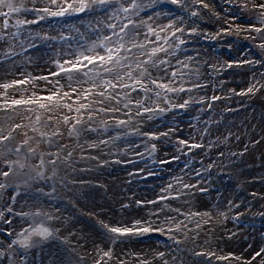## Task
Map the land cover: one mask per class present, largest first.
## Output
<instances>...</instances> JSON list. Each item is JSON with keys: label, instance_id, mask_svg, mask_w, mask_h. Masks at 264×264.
<instances>
[{"label": "bare ground", "instance_id": "bare-ground-1", "mask_svg": "<svg viewBox=\"0 0 264 264\" xmlns=\"http://www.w3.org/2000/svg\"><path fill=\"white\" fill-rule=\"evenodd\" d=\"M181 1L134 0L133 8L129 0L106 6L84 0L89 7L75 11L81 18L64 14L68 19L61 24L67 27L89 13L96 18L116 13L93 40L70 37L71 51L62 59L77 61L79 70L60 69L52 76L51 93L38 102L76 117L68 137L58 135L62 146L47 143L41 151L47 192L32 226L42 225L50 236L14 252L18 262L25 264L34 248L47 245L40 264H264V235L259 255L248 259L243 248L249 227L264 230L261 196L240 201L236 172L173 168L167 118L206 106L213 85L215 92L235 91L229 68L206 63L215 53L211 22L234 5L203 0L211 9L201 6L194 16L181 11ZM80 3L70 5L80 8ZM151 16L162 24L154 39L143 28ZM108 49L111 62L85 59L107 57ZM244 107L239 104V111ZM228 115L237 123L239 112ZM40 139L48 141L49 135L42 132ZM250 178L243 174L242 184L250 186ZM33 191H24V203H40L42 195ZM70 212L87 215L92 223ZM111 227L126 231L112 233Z\"/></svg>", "mask_w": 264, "mask_h": 264}, {"label": "rangeland", "instance_id": "rangeland-1", "mask_svg": "<svg viewBox=\"0 0 264 264\" xmlns=\"http://www.w3.org/2000/svg\"><path fill=\"white\" fill-rule=\"evenodd\" d=\"M72 1L13 0L20 10L0 17V262L4 264H24L14 254L22 249L20 242L28 238L29 243L41 240L39 232L49 231L40 224L32 226L35 213L42 208L36 205L45 202L43 195L47 192L43 188L47 173L41 151L47 143L62 146L58 135L66 139L75 124V114L57 107L41 108L38 102L51 93L52 76L77 63L62 59L71 51L66 46L70 37L89 42L116 14L100 12L96 18L89 13L77 21L82 12L75 13L79 8L69 7ZM230 1L232 9L211 22L216 36L212 44L215 53L206 63L230 69L228 79L235 81L234 93L215 92L213 85L206 106H198L187 116L167 118L164 130L173 140L169 151L173 168L194 165L200 170L236 172L233 184L241 194L240 201L252 194L264 200V0ZM201 6L211 9L203 0L180 3L185 15L196 16ZM0 11L8 9L0 7ZM64 14L75 16V24L63 26L61 20L67 18ZM143 28L154 39L162 24L158 17L151 16L143 22ZM4 84L13 86L5 89ZM14 100L35 102L15 105ZM241 103L245 107L239 111ZM235 111L239 116L237 123L232 124L234 118L228 114ZM42 132L49 135L48 141H41ZM5 172L7 176L3 175ZM243 174L251 177L248 187L242 184ZM26 189L42 195L37 199L40 203H24ZM70 215L92 223L91 217L80 212ZM259 229L249 227L244 235L243 248L247 249L248 259L259 253L262 245L264 230ZM46 247L34 248L32 258L27 256L25 264H40L50 250Z\"/></svg>", "mask_w": 264, "mask_h": 264}, {"label": "snow or ice", "instance_id": "snow-or-ice-1", "mask_svg": "<svg viewBox=\"0 0 264 264\" xmlns=\"http://www.w3.org/2000/svg\"><path fill=\"white\" fill-rule=\"evenodd\" d=\"M53 2H55V0H53ZM130 3H132V7L135 8L136 7V4L134 3V0H129ZM178 0H172V3L175 4L177 3ZM90 3L91 5H101V6H106L108 5L109 3H112V0H90ZM0 7H3V8H7L8 11L5 12V11H0V17H7L11 12H17L19 11L20 9L15 7L14 4H13V0H0ZM69 7H71V5H69ZM86 7H89L88 4L84 3V0H81V3H80V8L79 10L80 11H83ZM122 11L124 12H128L129 11V8L127 7H122L121 8ZM44 11H48V9H44ZM53 15H55L56 13H52ZM62 14V13H61ZM22 23V22H20ZM5 27H7V25H5ZM112 27H115L114 25ZM125 28L127 27V25L124 26ZM123 30V29H122ZM121 48L123 47V45L120 46ZM108 53L109 55L107 57H104V56H100L98 58H93V57H85L86 60L89 61V63H96L97 62V59L99 61H104L105 59H107V61L111 62L114 57L112 56V49H108ZM117 63H119V61H117ZM72 70H76L78 71L79 69L76 68L75 66H73L72 69H67L66 71H72ZM109 71H111V69H108ZM129 76H131V73L129 72L128 73ZM122 78V77H121ZM140 81H137V83H139ZM153 83H155V81H153ZM13 85H9V84H4L2 85L3 88L7 89L9 87H12ZM113 87H115V85H112ZM125 87H128V85H124ZM157 87H165L163 84H158ZM251 91V89L249 90ZM65 95H67V93H65ZM54 97H46L45 99H48V100H51L53 99ZM35 101H25V100H14L12 101L13 104L15 105H21V104H25V103H34ZM40 107H44L43 104L40 105ZM67 122V120L65 121ZM6 139V137H5ZM3 175L7 176L8 173L5 172L3 173ZM109 231H111L112 233H116V234H120V235H123L125 233L126 230H121L120 228H117V227H111L109 228ZM143 231H148V229H143ZM107 255V253H106ZM259 255V253L257 254Z\"/></svg>", "mask_w": 264, "mask_h": 264}, {"label": "water", "instance_id": "water-1", "mask_svg": "<svg viewBox=\"0 0 264 264\" xmlns=\"http://www.w3.org/2000/svg\"><path fill=\"white\" fill-rule=\"evenodd\" d=\"M49 231H40L39 232V237H41L42 239H45V238H47L48 236H49ZM29 241H30V239L28 238V239H26L25 241H23V242H21L20 243V245H21V247H26V246H28L29 245Z\"/></svg>", "mask_w": 264, "mask_h": 264}]
</instances>
